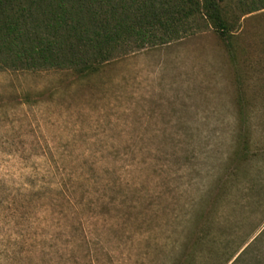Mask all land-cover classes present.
<instances>
[{"label":"rangeland","instance_id":"374dc122","mask_svg":"<svg viewBox=\"0 0 264 264\" xmlns=\"http://www.w3.org/2000/svg\"><path fill=\"white\" fill-rule=\"evenodd\" d=\"M103 65L0 71V264H264V8Z\"/></svg>","mask_w":264,"mask_h":264},{"label":"trees","instance_id":"16d2710c","mask_svg":"<svg viewBox=\"0 0 264 264\" xmlns=\"http://www.w3.org/2000/svg\"><path fill=\"white\" fill-rule=\"evenodd\" d=\"M223 0H0V71L95 74L123 56L180 39L201 23L220 38L234 21ZM241 15L264 0H237Z\"/></svg>","mask_w":264,"mask_h":264}]
</instances>
